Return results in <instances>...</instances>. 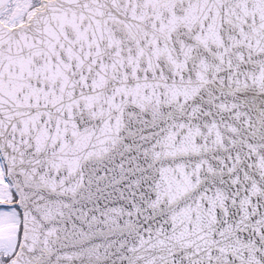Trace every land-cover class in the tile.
Here are the masks:
<instances>
[{
  "label": "snow or ice",
  "instance_id": "obj_1",
  "mask_svg": "<svg viewBox=\"0 0 264 264\" xmlns=\"http://www.w3.org/2000/svg\"><path fill=\"white\" fill-rule=\"evenodd\" d=\"M0 264H264V0H0Z\"/></svg>",
  "mask_w": 264,
  "mask_h": 264
}]
</instances>
